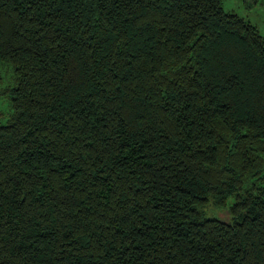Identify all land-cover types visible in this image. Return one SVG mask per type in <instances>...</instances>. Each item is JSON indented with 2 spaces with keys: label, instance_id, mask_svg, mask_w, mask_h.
<instances>
[{
  "label": "trees",
  "instance_id": "trees-1",
  "mask_svg": "<svg viewBox=\"0 0 264 264\" xmlns=\"http://www.w3.org/2000/svg\"><path fill=\"white\" fill-rule=\"evenodd\" d=\"M0 63V264H264L253 22L223 0H0Z\"/></svg>",
  "mask_w": 264,
  "mask_h": 264
},
{
  "label": "rangeland",
  "instance_id": "rangeland-1",
  "mask_svg": "<svg viewBox=\"0 0 264 264\" xmlns=\"http://www.w3.org/2000/svg\"><path fill=\"white\" fill-rule=\"evenodd\" d=\"M226 9L233 10L253 22L264 35V4L262 0H223ZM11 79V70L5 63H0V89ZM8 113V102L5 96L0 95V120H4ZM224 217V210H218Z\"/></svg>",
  "mask_w": 264,
  "mask_h": 264
}]
</instances>
